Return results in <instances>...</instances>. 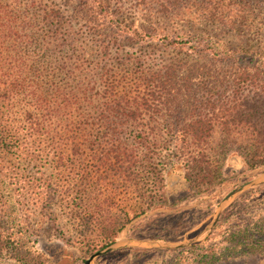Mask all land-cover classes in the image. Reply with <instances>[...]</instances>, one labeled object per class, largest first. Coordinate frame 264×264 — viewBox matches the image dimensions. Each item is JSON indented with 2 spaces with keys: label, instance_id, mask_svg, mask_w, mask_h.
<instances>
[{
  "label": "trees",
  "instance_id": "obj_1",
  "mask_svg": "<svg viewBox=\"0 0 264 264\" xmlns=\"http://www.w3.org/2000/svg\"><path fill=\"white\" fill-rule=\"evenodd\" d=\"M138 1L157 3L166 14L180 2ZM78 3L68 18L61 10L67 4L47 6L46 0L31 4L30 17L0 10V173L6 169L3 158L12 153L39 159L42 167L50 157L57 159L55 169L65 168L68 193L98 186L94 175L101 171H113L114 182L126 183L138 162L125 157L117 137L144 117L166 118L163 133L171 148L161 173L186 170L193 189L210 190L223 181L222 166L213 167L208 150L217 134L221 141L214 155L223 162L235 152L248 170L264 167V47L232 46L219 38L209 42L186 33L168 37L165 48L203 63L187 70L169 63L146 68L140 59L131 71L122 60L110 63V51L125 41L147 44L146 32L125 24L114 0ZM213 14L221 25L238 29L237 14L222 9ZM64 50L70 54H61ZM111 143L113 148L103 147ZM80 144L90 146L92 160L86 161ZM68 154L70 162L59 165ZM46 196L38 194V202ZM4 198L0 189V259L20 260L4 223ZM120 214L123 226L137 217L125 209Z\"/></svg>",
  "mask_w": 264,
  "mask_h": 264
},
{
  "label": "rangeland",
  "instance_id": "obj_2",
  "mask_svg": "<svg viewBox=\"0 0 264 264\" xmlns=\"http://www.w3.org/2000/svg\"><path fill=\"white\" fill-rule=\"evenodd\" d=\"M34 1L0 0V10L30 17ZM46 2L47 6L67 4L61 8L66 18L79 4L78 0ZM114 2L125 24L148 35L147 44L125 41L110 51V63L122 60L131 71L138 68L140 59L146 68L169 63L187 70L203 63L186 52L165 48L168 37L186 33L209 42L219 38L232 46L264 47V0H180L170 15L154 2ZM220 9L241 17L237 30L218 22L213 13ZM75 28L81 30V24ZM61 54L70 53L64 50ZM53 81L57 83L59 78ZM184 116L181 113V119ZM165 120L144 117L139 126H128L117 137L120 143L116 146L125 149V157L138 162L126 183L114 182L113 171H101L94 175L98 186L68 193L62 180L65 168L55 169L57 159L50 157L42 167L39 159L12 153L5 156L6 169L0 173L7 212L4 223L20 260L0 259V264H85L92 255L114 244L119 248L92 264H264V167L248 170L235 152L223 162L214 155L221 141L217 134L208 150L213 167L222 166L223 181L210 190L193 189L186 170L161 173L171 148L163 133ZM112 143L103 147L111 149ZM80 147L85 149L86 161L92 160L87 150L90 146ZM69 162L68 154L59 165ZM42 193L47 194L46 200L38 202ZM123 209L130 218L137 215L124 226L120 218Z\"/></svg>",
  "mask_w": 264,
  "mask_h": 264
},
{
  "label": "water",
  "instance_id": "obj_3",
  "mask_svg": "<svg viewBox=\"0 0 264 264\" xmlns=\"http://www.w3.org/2000/svg\"><path fill=\"white\" fill-rule=\"evenodd\" d=\"M254 185V184H252ZM256 185V184H255ZM247 187V185L245 186H242L240 187L239 189H237L236 191H234L232 194H230L229 197H232L233 195L241 192L242 190H244L245 188ZM119 248V246L117 244H114V245H111V246H108L106 247L105 249L101 250V251H98L97 253H95L94 255H92L86 262L85 264H92L93 261L96 259V258H99L109 252H112L114 251L115 249Z\"/></svg>",
  "mask_w": 264,
  "mask_h": 264
}]
</instances>
